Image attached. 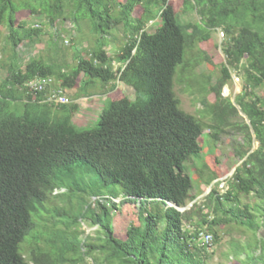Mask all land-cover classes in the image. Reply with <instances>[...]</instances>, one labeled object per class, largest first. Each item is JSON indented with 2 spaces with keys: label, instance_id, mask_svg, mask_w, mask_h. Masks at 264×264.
I'll use <instances>...</instances> for the list:
<instances>
[{
  "label": "trees",
  "instance_id": "1",
  "mask_svg": "<svg viewBox=\"0 0 264 264\" xmlns=\"http://www.w3.org/2000/svg\"><path fill=\"white\" fill-rule=\"evenodd\" d=\"M69 6L72 28L79 30L87 20L98 35L88 56L75 51L77 62L71 68L41 56L28 55L22 61L23 51L44 34L41 19L57 38ZM138 6L141 13L136 16ZM21 9L29 11L28 18L37 16L38 23L18 21ZM189 12L199 20L184 19ZM155 19L159 24L150 32L148 23L154 25ZM118 27L124 30L125 43L112 57L105 39ZM0 28L1 69V53L7 48L11 52L0 76V264H77L94 251L102 257L92 255L93 264H206L211 252L197 241L205 227L214 241V227L230 220L264 233V95L258 92L264 89V0H181L180 8L170 0H0ZM217 29L226 36L225 62L212 81L210 75H195L198 65L212 61L197 45ZM115 62L120 63L117 69ZM238 68L244 82L232 102L223 87L232 80L231 70ZM178 74L187 86H199L196 78L204 81L199 91L206 96L201 102L209 123L181 108L174 88ZM39 78L51 79L68 98L70 89L89 94L95 84H110L95 127L78 130L72 123L76 103L56 104L46 99L48 89L28 88ZM117 80L133 89V99L108 95ZM210 94L213 100L207 98ZM61 109L66 115L54 122L53 110ZM238 112L249 121L244 124L245 149L236 152L241 163L225 192L214 186L205 197L202 205L210 208L212 219L200 214L196 224L186 227L197 203L189 161L202 150L204 131L217 143ZM209 162L210 156L204 170H197L201 177ZM212 170L204 184L217 178ZM58 188L64 189L56 194L59 200L80 203L81 216L98 226L102 243L90 242L89 236L81 239L62 224L44 237L47 249L38 245L39 232L32 233L36 218L45 212L50 220L52 213H61L59 205L45 207ZM241 195L259 202L239 209ZM115 213L129 220L120 236ZM27 236L34 239L29 259L21 245Z\"/></svg>",
  "mask_w": 264,
  "mask_h": 264
},
{
  "label": "rangeland",
  "instance_id": "2",
  "mask_svg": "<svg viewBox=\"0 0 264 264\" xmlns=\"http://www.w3.org/2000/svg\"><path fill=\"white\" fill-rule=\"evenodd\" d=\"M170 2L176 8H180L181 6V0H170ZM71 11L72 8L70 6L67 7L65 12L66 18L61 20L57 26L58 34L60 33L59 37L57 38L55 37L56 35L54 29H52L47 22H44V19H41L43 21L42 29H44V34L40 38H36L31 46H28L27 52L23 51L21 60H26L28 55L37 57L41 56L46 60L52 61L53 63H63L71 68L77 62V59L74 57L75 51H79L84 57L88 56V51L95 46V39H97L98 35L94 33L87 20L81 24V28L79 30L73 29ZM140 13L141 7L138 6L135 10V15L139 16ZM29 15L30 13L28 10L21 9L17 13V20L21 21L23 19H28V23L30 24H35L36 22L38 23L39 20L37 16L28 18L27 16ZM182 17L184 18V16ZM78 18L81 19L82 17ZM184 19L198 21L199 17L194 12H189ZM155 20L156 23H154V25H151V22L148 23V31L153 32L158 26V19ZM0 29L3 30V28ZM221 31L223 30L217 29L212 33V38L210 40L198 43L197 46L204 50L206 54L210 56L212 61L210 63L202 62L200 65H198L195 70V75H210L212 81L221 75V66L225 62V55L222 51V48L226 38L225 33L223 36L221 35ZM3 34L4 31H1V46H3ZM124 43L125 34L122 27L112 30L105 39L106 49L112 57L116 56L117 51ZM10 53L11 52L8 48L1 53V61L4 65V68H0V76L4 75L5 73V65L9 61ZM193 54H196V52H189L188 57L192 58L194 56ZM119 64L120 63L115 62L113 64L114 68L117 69ZM238 69L231 70L232 80H230L223 87V95L228 97L232 102L234 101L235 96L241 92L244 82L241 75L242 69ZM180 79L181 75L178 74L177 78L175 79L174 88L176 95L180 99L181 108L184 111L193 114L201 120L209 123L211 120L209 119V116L205 111L206 109L203 108L204 106L201 102L205 94L200 93L199 91L200 86L205 87L204 81L202 79L196 78L194 80V84L196 85V83H198L199 86L194 87L192 85L191 87V85L187 86L186 84L179 82ZM109 88L110 84L103 87L100 83H98L95 84L91 89L89 88L91 94H79L76 93L75 89H70L68 91L71 103H76L78 107L77 110H75L73 114L70 115L72 123L76 125L78 130H89L95 127L98 116L102 111L103 101L107 97L106 90H109ZM258 92L264 95V89H261ZM77 94L79 96L78 98H76ZM121 94H124L129 99L134 98L133 89L129 85L123 84L117 80L116 88L108 95L119 97ZM205 98L206 96L204 99ZM207 98L209 100H213V94H210ZM64 108H68V105H66ZM18 112L20 114V111ZM53 112L55 113L53 120L54 122H57L62 119L61 116L66 115L67 110H53ZM230 120L233 122V124L226 128V131L222 133L220 140L217 143H215L213 138L209 135L210 131L205 130L200 139L202 150L199 154L194 155L189 161L190 166L188 171L193 181V193L198 197L194 200L197 201V203L193 208L194 213L192 214V220L190 222L185 221L184 223L186 227H192L193 224H196L197 221L200 220V214L207 213L209 215H207L208 218L212 219L213 213L211 212L210 208H204L202 205L205 197L214 186L217 187L221 193L225 192L227 190L228 180L230 179L237 165L241 163V160L238 159L236 152L238 150L245 149V146L243 145L245 142L244 124H248L249 121L241 112H238V115L231 117ZM257 145L258 143L255 142L253 148L257 147ZM209 156V163L211 167L208 165V171L205 170L202 173L203 176L201 177L200 174L197 173V170H204L203 164ZM214 167H216L217 170H214ZM211 168H213L211 172L215 173L217 178L207 185L203 182H205V176L209 175L208 172L211 170ZM115 189H118L120 194L116 201H120L122 196L120 188L116 186ZM63 191L64 189L62 188L54 190L49 195V202L45 204V207L47 208L59 205L61 213H52L53 218L50 216V220L48 219L49 214L45 212L42 213L41 218H36V222H38V224L32 233L39 232L38 235H40L41 239L38 245L44 249H47L44 237L50 235V232L48 231L56 230L58 227L62 228L63 225H67L70 228V233H75V235L80 236L81 239L89 236L91 237V239H89L90 242H93L94 244L102 243V241L99 240L102 235L101 231L98 230V226L92 225L90 221L81 216L80 203L76 199L71 202L64 203L61 201V199L59 200L58 196H56L58 192L62 193ZM106 191L107 190H104V192ZM258 202V199L254 196L241 195L238 208L243 209L245 204L249 205L250 207H254L256 204H258ZM190 206L191 204H189L187 208ZM199 206L203 207L202 211L199 210ZM51 210L53 211V209ZM33 219H35L34 215ZM113 220L115 221L116 234L119 235V232L124 234L127 226L126 223L129 222V220L126 221L125 216L120 214L117 215V213H115ZM205 229L208 230L206 227L204 230ZM214 231L217 235V241H214L213 249L210 251L211 253L206 261V264H264V233L261 232V228L248 229L245 226L239 225L230 220L214 227ZM33 242V237L30 238L27 236L25 241L21 243L22 253L28 259L30 248L34 245ZM92 255L102 257V254L98 253V251H94ZM92 255L91 257L85 256V258H82L77 264H93Z\"/></svg>",
  "mask_w": 264,
  "mask_h": 264
},
{
  "label": "built area",
  "instance_id": "3",
  "mask_svg": "<svg viewBox=\"0 0 264 264\" xmlns=\"http://www.w3.org/2000/svg\"><path fill=\"white\" fill-rule=\"evenodd\" d=\"M220 33L222 36L224 35L223 31H221ZM51 82H52L51 79L39 78V79H35V80L30 81L27 84V86L31 90H35V91H43L44 89H48V96L46 99L49 101H52L56 104L68 103L70 100L67 97L65 91L59 87H53ZM197 241H198L199 245L204 247L206 250L211 251L213 249L214 236L209 231L202 230L198 234Z\"/></svg>",
  "mask_w": 264,
  "mask_h": 264
},
{
  "label": "water",
  "instance_id": "4",
  "mask_svg": "<svg viewBox=\"0 0 264 264\" xmlns=\"http://www.w3.org/2000/svg\"><path fill=\"white\" fill-rule=\"evenodd\" d=\"M168 205L172 206L174 205L172 202H168ZM179 211H184L186 209V207H177L175 206Z\"/></svg>",
  "mask_w": 264,
  "mask_h": 264
},
{
  "label": "bare ground",
  "instance_id": "5",
  "mask_svg": "<svg viewBox=\"0 0 264 264\" xmlns=\"http://www.w3.org/2000/svg\"><path fill=\"white\" fill-rule=\"evenodd\" d=\"M15 111V110H14ZM196 223V222H195ZM189 239V238H188ZM191 246V245H190Z\"/></svg>",
  "mask_w": 264,
  "mask_h": 264
},
{
  "label": "crops",
  "instance_id": "6",
  "mask_svg": "<svg viewBox=\"0 0 264 264\" xmlns=\"http://www.w3.org/2000/svg\"><path fill=\"white\" fill-rule=\"evenodd\" d=\"M198 197V196H197Z\"/></svg>",
  "mask_w": 264,
  "mask_h": 264
}]
</instances>
